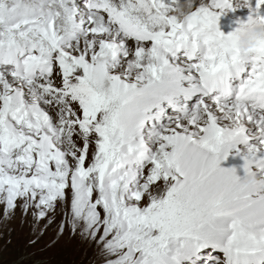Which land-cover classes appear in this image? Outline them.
<instances>
[{
    "label": "snow or ice",
    "instance_id": "snow-or-ice-1",
    "mask_svg": "<svg viewBox=\"0 0 264 264\" xmlns=\"http://www.w3.org/2000/svg\"><path fill=\"white\" fill-rule=\"evenodd\" d=\"M0 0V234L55 226L89 264H264V41L248 0ZM241 155L244 175L223 168ZM25 257H21L23 261ZM39 264V262H37Z\"/></svg>",
    "mask_w": 264,
    "mask_h": 264
},
{
    "label": "rangeland",
    "instance_id": "rangeland-1",
    "mask_svg": "<svg viewBox=\"0 0 264 264\" xmlns=\"http://www.w3.org/2000/svg\"><path fill=\"white\" fill-rule=\"evenodd\" d=\"M10 227L15 229L12 237V244H6L5 238L3 236H0V251L3 250L4 246L6 245L8 246V248L12 249L16 248L22 243H25L24 245H26V242L29 239L28 227L26 225L23 227L21 226L19 216L16 220L12 221ZM6 231V228L0 227V234ZM55 232V226L50 227L47 231V234L43 237V239L40 240L37 245H42L43 247H45V245H47L49 241L55 236ZM49 248L57 249V253H61V255L59 254L56 259L57 261L60 260L61 262H63V264H89V261L94 255V250L90 246L77 239H70L67 235H65V237L62 238L54 247Z\"/></svg>",
    "mask_w": 264,
    "mask_h": 264
},
{
    "label": "clouds",
    "instance_id": "clouds-1",
    "mask_svg": "<svg viewBox=\"0 0 264 264\" xmlns=\"http://www.w3.org/2000/svg\"><path fill=\"white\" fill-rule=\"evenodd\" d=\"M233 2L237 8H244L248 4V0H233ZM193 5L194 0H177L176 14L182 19H187L193 10ZM260 41H264V21L256 19L241 26L237 36L241 51L250 52L257 47ZM262 182H264V175L254 171L243 178L242 185L244 187L255 186L258 189Z\"/></svg>",
    "mask_w": 264,
    "mask_h": 264
},
{
    "label": "trees",
    "instance_id": "trees-1",
    "mask_svg": "<svg viewBox=\"0 0 264 264\" xmlns=\"http://www.w3.org/2000/svg\"><path fill=\"white\" fill-rule=\"evenodd\" d=\"M22 243L16 248H8L4 246L0 251V264H63L60 260L57 261L58 255L57 249L45 248L42 245L35 247H26ZM5 250V251H4ZM25 257L22 261L21 257Z\"/></svg>",
    "mask_w": 264,
    "mask_h": 264
},
{
    "label": "bare ground",
    "instance_id": "bare-ground-1",
    "mask_svg": "<svg viewBox=\"0 0 264 264\" xmlns=\"http://www.w3.org/2000/svg\"><path fill=\"white\" fill-rule=\"evenodd\" d=\"M233 7L235 8L234 2ZM249 14L250 12L248 8H236L235 11L226 10L219 19L220 30L227 35L229 32L235 30L233 27L234 24L239 25L241 22H246ZM239 160H243L241 155L230 154L226 160L221 162L220 166L225 168L229 163H234Z\"/></svg>",
    "mask_w": 264,
    "mask_h": 264
}]
</instances>
